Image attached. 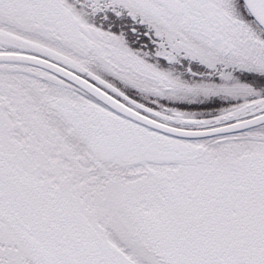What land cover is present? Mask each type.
<instances>
[{"label":"snow or ice","instance_id":"obj_1","mask_svg":"<svg viewBox=\"0 0 264 264\" xmlns=\"http://www.w3.org/2000/svg\"><path fill=\"white\" fill-rule=\"evenodd\" d=\"M0 264H264V0H0Z\"/></svg>","mask_w":264,"mask_h":264}]
</instances>
